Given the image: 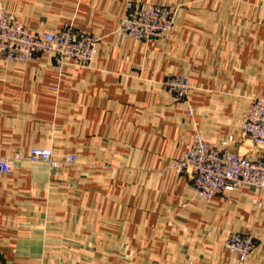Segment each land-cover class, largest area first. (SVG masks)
Instances as JSON below:
<instances>
[{
  "label": "crops",
  "instance_id": "1",
  "mask_svg": "<svg viewBox=\"0 0 264 264\" xmlns=\"http://www.w3.org/2000/svg\"><path fill=\"white\" fill-rule=\"evenodd\" d=\"M127 3L174 9L171 32L118 33ZM0 5L29 33L72 26L98 39L88 68L58 72L46 55L0 67V156L40 147L61 162L0 174V264H235L230 233L253 239L245 264H264V187L204 201L170 169L196 133L215 145L231 135L248 152L238 136L264 97V0ZM178 74L190 86L182 101L162 86Z\"/></svg>",
  "mask_w": 264,
  "mask_h": 264
},
{
  "label": "built area",
  "instance_id": "2",
  "mask_svg": "<svg viewBox=\"0 0 264 264\" xmlns=\"http://www.w3.org/2000/svg\"><path fill=\"white\" fill-rule=\"evenodd\" d=\"M127 12L117 32L131 39L151 41L163 39L173 28L174 10L154 4L127 3ZM98 39L92 35L65 26L56 32L29 33L0 5V67L4 62L27 63L39 55L50 56L53 66L62 72L65 66L88 68L96 55ZM163 88L174 101L186 98L189 80L182 74L167 77ZM239 140L249 142L252 150L242 154L235 147L236 138L228 135L218 145L195 134L190 146L171 164L176 175L190 179L194 196L204 201L227 191L244 186L264 187V97L255 98L240 123ZM27 160L48 164L52 171L60 166L50 148L34 147L26 153L14 152L0 156V174H9L17 162ZM74 160L67 156L63 163ZM227 252L235 256V264H245L253 248L248 234L230 233L225 242Z\"/></svg>",
  "mask_w": 264,
  "mask_h": 264
},
{
  "label": "rangeland",
  "instance_id": "3",
  "mask_svg": "<svg viewBox=\"0 0 264 264\" xmlns=\"http://www.w3.org/2000/svg\"><path fill=\"white\" fill-rule=\"evenodd\" d=\"M173 10H174V9H173ZM251 150H252V146H251V144L249 143V149H248V152H247V153L241 152V153H242V154H248V153L251 152ZM260 152H262V151H260Z\"/></svg>",
  "mask_w": 264,
  "mask_h": 264
},
{
  "label": "trees",
  "instance_id": "4",
  "mask_svg": "<svg viewBox=\"0 0 264 264\" xmlns=\"http://www.w3.org/2000/svg\"><path fill=\"white\" fill-rule=\"evenodd\" d=\"M180 155H181V154H180ZM180 155H179V156H180Z\"/></svg>",
  "mask_w": 264,
  "mask_h": 264
}]
</instances>
